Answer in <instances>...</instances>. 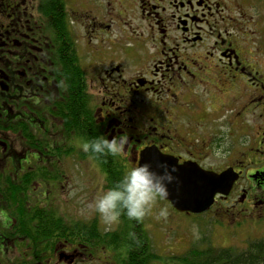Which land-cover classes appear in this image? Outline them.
I'll return each instance as SVG.
<instances>
[{"label": "flooded vegetation", "instance_id": "1", "mask_svg": "<svg viewBox=\"0 0 264 264\" xmlns=\"http://www.w3.org/2000/svg\"><path fill=\"white\" fill-rule=\"evenodd\" d=\"M260 1L0 0V264L264 261V67L249 49L263 34L238 8ZM121 134V155L82 150ZM153 147L238 177L202 213L165 200L139 222L93 214ZM162 206L210 235L172 227L159 248Z\"/></svg>", "mask_w": 264, "mask_h": 264}, {"label": "clouds", "instance_id": "2", "mask_svg": "<svg viewBox=\"0 0 264 264\" xmlns=\"http://www.w3.org/2000/svg\"><path fill=\"white\" fill-rule=\"evenodd\" d=\"M127 142L128 137L124 134L111 139L100 135L85 141L82 150L97 158L115 157L123 154ZM161 168L162 172L153 171L147 163L129 168L112 187L98 193L87 207L109 225L118 223L122 215L137 222L143 220L152 214L159 201L168 199V185L174 179L172 172L175 169L169 170L167 165H161ZM155 215L158 219H166L169 210L166 206L159 207Z\"/></svg>", "mask_w": 264, "mask_h": 264}, {"label": "water", "instance_id": "3", "mask_svg": "<svg viewBox=\"0 0 264 264\" xmlns=\"http://www.w3.org/2000/svg\"><path fill=\"white\" fill-rule=\"evenodd\" d=\"M147 163L153 171L162 172L161 165H167L172 172L173 181L168 185V199L180 212L202 213L214 203L218 194H229L237 179L233 170L221 174L205 171L197 166L195 170L188 164L180 165L178 161L163 154L157 147L146 148L141 152L139 164ZM191 172L194 177H189ZM194 180L192 183L191 181Z\"/></svg>", "mask_w": 264, "mask_h": 264}, {"label": "rangeland", "instance_id": "4", "mask_svg": "<svg viewBox=\"0 0 264 264\" xmlns=\"http://www.w3.org/2000/svg\"><path fill=\"white\" fill-rule=\"evenodd\" d=\"M245 7L246 8L250 7L249 11L257 17L256 21H259V28H260L261 33L263 34V39L259 40L258 44H255V45L251 44L249 48L253 55L251 56V59L258 63L260 62L261 65L264 67V0L260 2H256V3H252V4L246 3L244 5H238V8L243 9ZM253 32H254V29H253ZM254 129L255 131L257 130V128H254ZM71 194L72 193L66 194V196H69V198H71ZM94 213L95 211H93V214ZM146 217L148 218V215ZM181 219L182 220L175 219V218H169V217H167L166 219L157 218L156 220L157 227H156L155 235H157V242L159 244L158 245L159 248L162 246V242L165 239L167 230L172 227H173V233L175 234V237H178L180 235H184V236L195 235L199 238H202V237L205 238V236L210 235L211 226L204 227L203 225L202 226L195 225L194 227H192L189 225V222L187 219L185 218H181ZM171 221H172V225H171ZM236 241L241 242L242 239L237 238Z\"/></svg>", "mask_w": 264, "mask_h": 264}, {"label": "trees", "instance_id": "5", "mask_svg": "<svg viewBox=\"0 0 264 264\" xmlns=\"http://www.w3.org/2000/svg\"><path fill=\"white\" fill-rule=\"evenodd\" d=\"M103 166H105V165H103ZM115 169L116 168H114V170ZM258 252H259V250L256 249V250L253 251V254L242 256L241 260H238L237 262H235V264H264V261H262L260 256H257L256 253H258ZM211 261H212V259H211Z\"/></svg>", "mask_w": 264, "mask_h": 264}]
</instances>
